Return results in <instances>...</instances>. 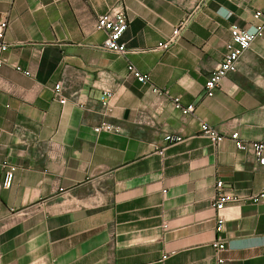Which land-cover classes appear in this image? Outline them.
Wrapping results in <instances>:
<instances>
[{
    "label": "crops",
    "instance_id": "0c3cea01",
    "mask_svg": "<svg viewBox=\"0 0 264 264\" xmlns=\"http://www.w3.org/2000/svg\"><path fill=\"white\" fill-rule=\"evenodd\" d=\"M118 4L123 54L93 27ZM259 8L264 0H0L11 45L0 68V264H214L217 238L226 264H264V165L199 131L206 122L264 141V33L213 96L204 91L229 27H252ZM182 20L180 38L156 49ZM102 122L116 129L97 132ZM217 180L237 198L220 212L221 232Z\"/></svg>",
    "mask_w": 264,
    "mask_h": 264
},
{
    "label": "built area",
    "instance_id": "2783aa9c",
    "mask_svg": "<svg viewBox=\"0 0 264 264\" xmlns=\"http://www.w3.org/2000/svg\"><path fill=\"white\" fill-rule=\"evenodd\" d=\"M255 23L252 27H240L237 25H231L229 27L230 39L226 43L225 53L221 62L212 70L210 76L204 84V91L207 97L214 95L215 90L220 86L224 78L230 73L238 70V65L242 55L250 49L252 43L260 38L264 33V8L256 9L252 14ZM186 20H182L176 24L173 28L171 35L162 43H159L156 47L158 50H166L172 43L177 41L185 27ZM94 29L104 33V39L102 41V47L105 50H109L115 53L123 54L126 52L125 43L121 42V37L128 27V19L124 8L118 4L109 8L105 13L99 15L94 23ZM8 29V20H2L0 22V68L6 63V52L10 48V43L6 41L5 34ZM16 70H21L19 66H15ZM128 72L132 74L139 82L145 84L150 82L149 74L143 73L138 70L134 65L129 64L127 66ZM25 74H29L25 72ZM157 93H164L158 88H153ZM167 93V92H166ZM106 97L102 100V104L107 111L110 110L108 100L109 94H105ZM53 97L65 103L66 99L62 95V86L60 83L55 84L53 88ZM175 109H177L182 115L193 114L195 106L193 104L182 105L179 98L171 100ZM115 125L109 122H102L95 130L110 131L115 130ZM199 131L201 134L207 136L213 145L224 140H230L234 143L239 150H250L256 157L258 164L264 165V141H247L241 138L239 132L234 130L229 134L220 133L215 127L209 125L206 122H201L199 125ZM166 140L169 142L180 141V137L167 135ZM14 168L11 167L5 172L2 180V186L4 188H10L13 182ZM237 198L229 194L225 190V184L222 180H217L215 183V195L213 198V207L217 212L216 231L221 232L223 228L224 219L220 214L221 210L230 202L236 201ZM214 250V264H226V258L223 256V252L226 249V244L222 238H217L212 244ZM167 256H163V259Z\"/></svg>",
    "mask_w": 264,
    "mask_h": 264
},
{
    "label": "water",
    "instance_id": "95a60500",
    "mask_svg": "<svg viewBox=\"0 0 264 264\" xmlns=\"http://www.w3.org/2000/svg\"><path fill=\"white\" fill-rule=\"evenodd\" d=\"M127 113H128V112H125V116H124L125 118L127 117Z\"/></svg>",
    "mask_w": 264,
    "mask_h": 264
}]
</instances>
